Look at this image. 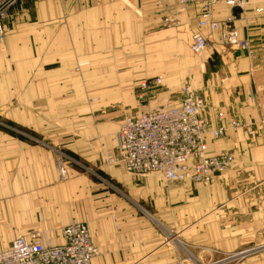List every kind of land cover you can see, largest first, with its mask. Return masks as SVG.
<instances>
[{"label": "crops", "instance_id": "obj_1", "mask_svg": "<svg viewBox=\"0 0 264 264\" xmlns=\"http://www.w3.org/2000/svg\"><path fill=\"white\" fill-rule=\"evenodd\" d=\"M199 12L198 4L182 8L177 0H23L13 9L0 38V118L52 143L72 135L68 149L100 164L113 186L103 190L74 170L61 182L52 150L0 127V251L37 229L43 243L62 244L63 228L79 221L99 249L93 264H219L222 254L264 245V0H247L239 16L217 4L216 19L233 18L249 49L230 46L223 31L201 30L210 39L206 61L178 76L203 94L209 131L225 128L222 136L206 135L209 153L235 156L213 183L167 181L158 173L134 178L120 162L122 121L84 116L82 88H97L105 102L108 87L120 88L110 99L122 100V87L134 86L145 70H165L164 90L150 84L136 93L135 107L144 97L160 103H150L155 108L179 103L183 93L169 72L191 47ZM166 15L180 24L167 27ZM138 109L125 116L154 108ZM230 194L232 205L202 218ZM159 223L178 239L166 242ZM237 264H264V251Z\"/></svg>", "mask_w": 264, "mask_h": 264}, {"label": "built area", "instance_id": "obj_2", "mask_svg": "<svg viewBox=\"0 0 264 264\" xmlns=\"http://www.w3.org/2000/svg\"><path fill=\"white\" fill-rule=\"evenodd\" d=\"M22 1L0 0V38L6 34V23L13 9ZM177 1L183 6L199 5L198 30L191 42L193 52L202 53L209 46L208 36L201 31L206 29L223 31L230 46L249 49L248 40L242 38L232 25L233 18H227L223 28L214 15L217 4L243 9L247 0ZM143 86H147L146 82ZM205 106L202 94L186 87L179 103L169 102L139 116L125 117L117 138L120 162L126 172L137 179L158 173L167 181L208 184L232 168L235 164L233 153H209L206 135L211 132L219 137L225 133V128L221 126L209 131L203 115ZM62 234V244H45L38 229L22 233L8 248L0 251V264H93L99 249L86 222L71 223L63 228ZM261 248L264 245L252 251ZM246 252H240V255Z\"/></svg>", "mask_w": 264, "mask_h": 264}, {"label": "rangeland", "instance_id": "obj_3", "mask_svg": "<svg viewBox=\"0 0 264 264\" xmlns=\"http://www.w3.org/2000/svg\"><path fill=\"white\" fill-rule=\"evenodd\" d=\"M191 5H193V4H191ZM189 6H190V4L184 5V6L182 5V8L189 7ZM220 23H221V27L225 26V21L220 22ZM164 24L167 27H176L180 24L179 17L176 15H172V16L166 15L164 17ZM208 32H210V31L208 30ZM211 32H213V31H211ZM208 38H209V36H208ZM209 45H210V39H209ZM208 48H209V46L202 53H195L191 50V47L189 46V50H187L185 54H181L182 60H181L180 68L177 70L174 69L171 72H169L171 84L177 88L181 87V89H179V92L184 93V89L186 87H191L193 90L202 94L199 90H196L197 88L195 85L192 86V84H190L191 80L189 77H187L186 79H181L178 76L180 73L191 72V69L194 68L196 63H198V64L201 62L205 63V61H206L205 60V53L208 50ZM173 55H175V53ZM179 61L180 60L178 57L176 62H179ZM165 73H166L165 70H160V71H156L154 76H153L152 72L149 73L146 70L140 71L139 74H141V75L139 78H137L135 80L134 86L122 87L123 93H121V92L120 93L124 94V95H122V100H118V101L111 100L110 98H111L112 94L114 92H116V89L119 90L120 88H115V87H110V88L108 87L107 88L108 89V92H107L108 93L107 94L108 101L107 102L104 101V99L106 97H104L103 95L94 91L97 88H87V87L82 88L81 90L85 91V95H86L85 96L86 103L83 104L85 106L84 116L85 117L86 116L96 117L95 121L101 122V121H104V119H106V118L105 117L102 118L100 116H103L105 113H107L108 114L107 115L108 120L118 121V122L122 121L123 122L124 118L127 117L125 115L135 114L137 111H139L138 108H142V110H148V109L150 110L151 108L152 109L155 108V106L157 104H160V103L153 102L154 100H151L150 97L141 98L140 99L141 101H139L140 103L138 102V107H135V96H136V93L138 94V92H139L138 96H141V94L146 92L151 86H153V90L158 91V92H162L164 90V85H163V77L164 76L163 75ZM135 74H136V72H135ZM138 79H140V80L138 81ZM145 82H146L147 86L144 87L143 83H145ZM178 82H179V84H174V83H178ZM192 82H194V81H192ZM150 84H151V86H150ZM161 89H163V90H161ZM128 96L129 97L132 96L133 98L127 99ZM202 96H203V94H202ZM113 97H115V96H113ZM150 103H152V105H155V106L150 107ZM82 121L83 120L77 118L75 121V122H77L76 125H80V123H82ZM85 122H86V120H85ZM122 122H121V124H122ZM0 127L4 128V129L11 130V131L22 132L23 135H25V137L27 138V140L30 143L41 142V143L45 144V146H47L50 150H52L53 154L55 156V159L57 161L58 175H59V179L61 182H65L66 180L71 178L72 177V171L74 170V171H78L79 174H86V175L88 174V176L99 180L101 182V186H102L101 189H103V190H106V189H108V187L113 186L112 183L110 182V180L108 179V176L104 172V170H102L103 168L100 167V164H98L95 167L94 165H91L89 162H87L86 158H84L83 156L82 157L78 156L74 152H71L68 149V147L66 145L67 144L66 139L72 137V135L68 136L69 134H61V135L58 134L55 137H56V139H59V140L56 143H52V139L49 138L50 136L47 137V136H43V135H41V136L35 135L33 133V131H31L29 129H27V131H24L23 129H20L17 126L15 127L14 124H12L11 122H9L5 119H2V118H0ZM119 129H120V127H119ZM101 160H103V158H101ZM106 161L108 162L107 159H106ZM106 161H104L103 163H105ZM154 174H156V173H154ZM216 177L212 180V182H210L208 184L213 183L215 181ZM239 190H241V189H239ZM239 190H237V191H239ZM229 197H231V194ZM234 200L235 199H232V197L229 200H227V199H223L221 201L219 200V202L213 204L212 211H210V213L207 215L204 214L202 216V218L210 217L213 214L212 212L222 211V208H226V207L232 205V203H230V202H233ZM220 217H221V219L222 218L226 219V216H224L222 214L220 215ZM158 225L161 226V228L165 231V234L167 235V236H164V239L166 242H169L168 241L169 237H171L170 241L178 239L177 234L172 236V233L174 231H171V227H164V225H162V223H159ZM255 247H257V246L246 247V248H243V249H241L237 252H234L232 254H228V253L222 254V255H220V260H219L220 263L219 264H222V263L223 264H232V263L237 264L238 262L243 260V258L249 256L250 254L256 253L258 251H260V252L264 251V248L257 249L256 251H252ZM248 250H251V251H248ZM243 251H247V252L242 253L240 255V252H243ZM232 257H237V258L234 259ZM223 259L224 260L234 259V260H232L231 263H227V262L224 263V262H222ZM111 264H135V262L111 263ZM177 264H187V263L186 262H183V263L178 262Z\"/></svg>", "mask_w": 264, "mask_h": 264}, {"label": "water", "instance_id": "obj_4", "mask_svg": "<svg viewBox=\"0 0 264 264\" xmlns=\"http://www.w3.org/2000/svg\"><path fill=\"white\" fill-rule=\"evenodd\" d=\"M232 11H233L235 16H239L240 14L243 13V9L241 7H239V6H234L232 8Z\"/></svg>", "mask_w": 264, "mask_h": 264}]
</instances>
